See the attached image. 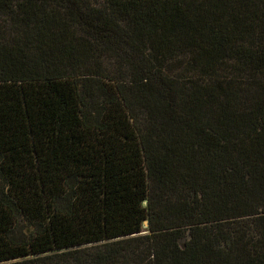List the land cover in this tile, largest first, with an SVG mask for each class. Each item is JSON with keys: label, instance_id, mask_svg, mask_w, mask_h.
Masks as SVG:
<instances>
[{"label": "trees", "instance_id": "trees-1", "mask_svg": "<svg viewBox=\"0 0 264 264\" xmlns=\"http://www.w3.org/2000/svg\"><path fill=\"white\" fill-rule=\"evenodd\" d=\"M0 264H264V0H0Z\"/></svg>", "mask_w": 264, "mask_h": 264}, {"label": "rangeland", "instance_id": "rangeland-1", "mask_svg": "<svg viewBox=\"0 0 264 264\" xmlns=\"http://www.w3.org/2000/svg\"><path fill=\"white\" fill-rule=\"evenodd\" d=\"M145 227H148V222L147 221L144 223V228Z\"/></svg>", "mask_w": 264, "mask_h": 264}]
</instances>
